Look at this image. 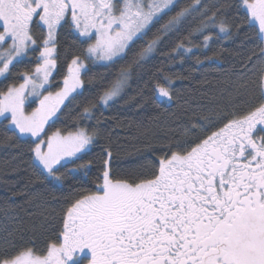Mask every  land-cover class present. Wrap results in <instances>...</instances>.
Wrapping results in <instances>:
<instances>
[{
	"label": "snow or ice",
	"instance_id": "6c2138e0",
	"mask_svg": "<svg viewBox=\"0 0 264 264\" xmlns=\"http://www.w3.org/2000/svg\"><path fill=\"white\" fill-rule=\"evenodd\" d=\"M213 9L202 0H0V77L11 78L0 88V143L28 137L37 180L53 186L88 177L95 162L84 156L102 135L98 106L122 99L169 37L185 33L165 53L172 61L208 48L217 29L228 38L247 24L261 41L233 82L239 106L193 112L143 170L114 173L105 147L92 185L65 198L54 238L0 240V264H264V0H219ZM65 26L78 50L65 49L66 72L52 91ZM37 51L34 67L17 69ZM97 63L106 72L88 80L96 93L70 127L51 130ZM172 83L163 75L153 92L170 101Z\"/></svg>",
	"mask_w": 264,
	"mask_h": 264
},
{
	"label": "trees",
	"instance_id": "16d2710c",
	"mask_svg": "<svg viewBox=\"0 0 264 264\" xmlns=\"http://www.w3.org/2000/svg\"><path fill=\"white\" fill-rule=\"evenodd\" d=\"M188 2L190 0H179L181 5ZM202 3L211 14L213 5L218 4L219 0H202ZM228 16L230 19L235 17V12H229ZM59 33L60 61L51 78L52 91L56 90L55 85L61 82L66 72L65 49L78 50L77 45L72 43L74 34L69 33L67 26ZM36 35L39 36V31H36ZM184 35L182 32L171 36L160 46L159 51L133 75L122 99L105 107L98 106L95 114L101 120L102 135L84 156V159H94L95 162L87 178L81 172L67 176L61 185L41 184L31 166L28 144L22 143L29 138L0 143V240L23 235L25 240L35 237L37 246H41L47 237L54 238L53 230L60 222L65 198L92 185L103 165L105 147L112 153L111 168L114 173L143 170L163 154L164 145L182 130L183 123L193 112L209 108L231 112L233 105L241 104L233 82L242 70V62L261 43L257 40L256 30L242 24L239 30L232 28V35L224 38L217 29L219 38L214 43L210 42L208 48L194 49V53L186 54L183 61L179 57L175 61L168 59L165 53ZM192 41L194 44L201 43L202 37L194 36ZM141 43L138 41L133 51ZM37 56L38 51L30 53L17 64V69L34 67ZM205 56L210 59L205 60ZM197 57L204 62L197 64ZM123 63L116 64L111 72L114 73ZM89 67L91 70L84 78V94L67 104L51 130L70 127L86 99L96 93L97 87L88 80L94 78L98 82L106 70L101 64ZM163 75H168L173 81L170 101L159 98L153 92L155 82ZM10 82L11 78H1L0 88ZM254 90L255 84L250 83V91ZM81 123L94 124L95 120ZM64 171L61 169V172Z\"/></svg>",
	"mask_w": 264,
	"mask_h": 264
},
{
	"label": "rangeland",
	"instance_id": "374dc122",
	"mask_svg": "<svg viewBox=\"0 0 264 264\" xmlns=\"http://www.w3.org/2000/svg\"><path fill=\"white\" fill-rule=\"evenodd\" d=\"M97 64H101L102 65V63H97ZM2 77H0V79H1ZM32 106H34V105H32ZM103 106V105H102ZM103 107H105V106H103ZM22 138H28V137H22Z\"/></svg>",
	"mask_w": 264,
	"mask_h": 264
}]
</instances>
